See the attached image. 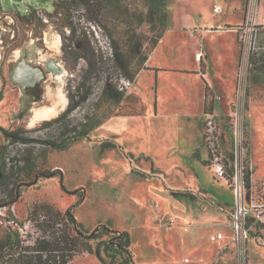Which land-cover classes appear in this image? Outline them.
Returning <instances> with one entry per match:
<instances>
[{
    "label": "rangeland",
    "instance_id": "obj_1",
    "mask_svg": "<svg viewBox=\"0 0 264 264\" xmlns=\"http://www.w3.org/2000/svg\"><path fill=\"white\" fill-rule=\"evenodd\" d=\"M247 1L167 0L166 29L161 41L151 52L148 44H143V50L150 55V66L162 70L159 73L141 70L125 87L122 80L128 78L122 66L117 69L114 65V46L120 53L126 51L131 28L140 34L153 35L148 22L136 25L123 13L125 5L130 11L145 14L143 1L120 0L119 11L113 5L95 11V5L86 7L65 0L67 23L63 42L67 54L65 59L57 57L63 59L71 74L64 82L65 92L69 84L71 91L75 92L78 85L83 89L84 82L90 89L88 98L71 110V118L83 122L81 128L87 136L72 140L65 147L37 141L59 137L58 123L47 126L38 120L48 118L66 104L61 89L63 79H57L59 101L56 84L50 77V86L41 88L31 103L20 102L23 96L8 79L0 82V125L36 139L23 145L6 138L0 130V172L7 170L11 181L18 177V182H22L15 202L0 203V240L10 237L12 244L17 236L25 238L27 232H32L28 210L35 202L50 203L61 211L79 202L73 213L83 227L91 230L105 223L128 231L136 264H264V245L259 243L264 237V227L248 221L244 253L243 244L232 239L234 181L219 178L211 164L203 162L208 161L205 148L197 147L200 157L195 148L199 142L195 127L198 124L202 128L205 113L204 86L198 75L207 80L195 56L199 41L207 45L204 51L208 57L203 61L208 64L205 70L208 67L209 79L214 81L218 95L212 111L222 118L227 151L233 148L228 115L238 104L237 71L242 51L241 45L238 50L234 28L242 23ZM214 5L222 10L214 12ZM259 10L264 17V0H260ZM240 33L239 29L238 38ZM201 34L207 36L200 40ZM255 47L259 54L250 60L248 75L241 82L245 95L239 101L242 143L238 153L244 176H249V183H243L246 200L264 201L261 30ZM90 60L97 62L92 71ZM106 82L116 84L118 90L124 86L123 98L115 102L106 100L103 97ZM252 101L256 109L252 111L250 127L248 107L251 108ZM132 110L140 113L127 114ZM40 113L46 115L37 117ZM26 157L29 162L23 159ZM135 172H143L145 176ZM3 195L0 189V201L6 199ZM256 220L264 225L260 219ZM217 231L224 238L211 240L210 235ZM105 238L106 235L93 239V247ZM100 250L103 254L102 247ZM183 257H188L189 262H184ZM69 264L102 263L97 254L85 252Z\"/></svg>",
    "mask_w": 264,
    "mask_h": 264
},
{
    "label": "trees",
    "instance_id": "obj_2",
    "mask_svg": "<svg viewBox=\"0 0 264 264\" xmlns=\"http://www.w3.org/2000/svg\"><path fill=\"white\" fill-rule=\"evenodd\" d=\"M71 1L79 2L86 7L95 5V11L97 9L99 11L102 6L113 5L116 9H119L121 6L120 0ZM93 1H95V4H89V2L92 3ZM142 1L146 7L145 14L129 10V17L132 18L131 23L135 22L136 25L148 22L153 35L140 34L134 28H131L126 51L120 53L118 48L114 46V65L117 69L122 66L123 73L128 80L134 79L141 70H159L158 68H152L146 65L149 53L143 50V44L146 42L149 46V52H151L162 38L167 22V0ZM96 63L94 60H90L91 71L96 67ZM199 64L201 73L205 74V65L202 57L199 59ZM201 78L205 83L203 112L206 113L212 111L214 95L209 83L205 80L206 78L203 76ZM85 84L84 82L83 85ZM90 93L89 88H84L83 93L77 99L73 100L67 112H71L72 109L83 103ZM123 96V90H118L116 84L111 82L105 83L103 97L106 100L115 102ZM139 113L138 111L132 110L127 114ZM52 123L59 124V137L56 135V140L47 138L37 139V141L52 147H65L69 141L87 136V132L84 129L80 130V127L83 126L82 121H74L71 117H60L53 120ZM2 132L6 138L23 145L36 141L35 138L24 137L19 132L9 131L7 129H2ZM228 152L231 154V151ZM23 159H26V162L30 161L29 157ZM207 164L209 165V162ZM136 173L145 176L143 172ZM226 173L227 178L231 179L233 176V167L227 168ZM10 178V172L4 170L0 178V189L4 191L3 196L6 199L0 201V203L11 202L12 204L18 199V189L22 185V182H18V177L13 181ZM20 181L22 180L20 179ZM246 182L249 183L248 176ZM78 203L71 204L63 211L47 202L38 201L33 203L28 210V220L33 229L32 232H27L25 238L17 236L12 244L10 237H6L4 241L0 240V264H69L74 257L85 252L97 254L102 264H136L130 249V235L128 231L113 228L105 223H99L91 230L83 227L73 213V208ZM250 221H253V218ZM255 224L264 227L263 224ZM104 235L107 238L101 239L93 247L92 240ZM7 245H10V248H7ZM101 247L103 254L100 250Z\"/></svg>",
    "mask_w": 264,
    "mask_h": 264
},
{
    "label": "flooded vegetation",
    "instance_id": "obj_3",
    "mask_svg": "<svg viewBox=\"0 0 264 264\" xmlns=\"http://www.w3.org/2000/svg\"><path fill=\"white\" fill-rule=\"evenodd\" d=\"M66 4L65 0H0V82L8 79L17 87L21 97L23 96L20 102L29 100L31 103L38 97L41 88L50 86V77L56 84L59 101L58 80L63 79L61 89L66 104L55 114L38 120L47 126H53L55 123L52 121L60 117L70 118L71 112H67L68 108L83 93L84 88H88L85 87L86 84L83 89L82 85H78L74 92L69 84L66 92L63 90L65 80L71 75L62 59L67 54L63 42L66 39ZM123 13L129 17V9L125 5ZM51 53L55 55L52 56ZM17 68L26 72L22 82L16 76ZM80 90L82 93L79 94ZM22 107L25 108L23 104ZM25 111H28L27 108ZM2 129L5 128L0 125V130ZM81 129L83 128L80 127Z\"/></svg>",
    "mask_w": 264,
    "mask_h": 264
},
{
    "label": "built area",
    "instance_id": "obj_4",
    "mask_svg": "<svg viewBox=\"0 0 264 264\" xmlns=\"http://www.w3.org/2000/svg\"><path fill=\"white\" fill-rule=\"evenodd\" d=\"M260 0H248L244 6L243 22L240 26L235 27L236 33L240 29L242 33L239 35V42L241 48V64L238 65L237 78V107L235 110L230 111L229 123H230V139L232 149L231 154L226 149L228 143L226 139V130L222 125L221 116L214 111L204 113L203 116V148H205L208 162L213 167L214 172L219 178L227 179V168L233 167V176L231 178L234 181L233 191L236 196V202L231 210V227L233 229L232 239L243 244V252L245 253V241L248 238L247 223L253 218V223H257L256 219H260L264 222V201H259L251 198L246 200L243 192V183L246 182L244 176V168L242 161L239 160V144L242 143V125L240 119V106L239 101L241 97L245 95V90L242 91V80L247 77L249 67H251L250 60L256 57L259 53L257 47H255L257 35L264 32V17L260 14L259 10ZM222 9L219 5L213 6L214 12H220ZM192 31V30H191ZM1 75V72H0ZM129 80H122L123 85L126 87L129 85ZM124 86H120L123 89ZM249 177V176H248ZM222 236L221 233H216L211 236V239H218ZM260 245H264V237L259 239ZM245 264V263H243Z\"/></svg>",
    "mask_w": 264,
    "mask_h": 264
},
{
    "label": "crops",
    "instance_id": "obj_5",
    "mask_svg": "<svg viewBox=\"0 0 264 264\" xmlns=\"http://www.w3.org/2000/svg\"><path fill=\"white\" fill-rule=\"evenodd\" d=\"M243 10H244V6H243ZM244 17V16H243ZM242 22H243V19H242ZM228 27H230V26H228ZM207 29L208 28H204L203 30H205V31H207ZM193 31H196L195 30V28L193 29ZM192 31V32H193ZM192 32H190V33H192ZM201 37H200V40L202 39V38H205L206 36H207V34H201L200 35ZM236 39H237V44H238V50H239V46H240V44H239V40H238V36H237V33H236ZM161 41V39L159 40V42ZM158 42V43H159ZM197 44H199V48L196 50V52H195V56L197 57V58H199L200 59V57H203V59H207V57H208V54L207 53H205V51H204V47L205 46H207V45H203L200 41L197 43ZM149 58H150V55H149ZM149 58H148V60L146 61V65L147 66H150V62H149ZM204 65H205V67L206 66H208V64H207V62H206V60H205V62H204ZM150 67H152V68H158L159 70L156 72V73H159L160 72V70H162V68H159V67H154V66H150ZM205 69V68H204ZM185 71H190V70H184V72ZM141 72V71H140ZM139 72V73H140ZM188 73H190V72H188ZM205 73H206V75H207V82L209 83V86H210V88H211V90H212V93H213V95H214V101H215V98H216V96H218L217 94H216V92H215V90H214V81H211L210 79H209V75H210V73L208 72V67H207V71L205 70ZM196 75H198V74H196ZM199 76V78L202 80V78H201V76L200 75H198ZM203 81V80H202ZM203 86H204V88H205V83L203 82ZM261 93H258L257 95L259 96ZM256 96V95H255ZM203 99H204V96H203ZM253 109H256V106H255V103L252 101V105H251V108L249 109V107H248V117H249V124H250V127L252 126V120H253ZM139 112V111H138ZM203 113V112H202ZM201 119H202V117H201ZM194 124H196L195 122H194ZM196 130L198 131V134L200 135H198V145L195 147L196 149H197V152H198V156H199V151H198V148L197 147H199L200 145L202 146V148H203V142H202V134H203V129L202 128H200L199 126H198V124L196 125ZM192 129H194V127H192ZM252 135V133H251V129H250V135L249 136H251ZM249 144H250V148H251V138H249ZM204 149V148H203ZM194 151V150H193ZM200 157V156H199ZM200 159V158H199ZM201 160V159H200ZM203 162H207V161H203ZM208 163V162H207ZM206 163V164H207ZM250 163H251V166L252 167H254V169L256 170V173H257V168H256V166H255V164L251 161V159H250ZM207 166H208V164H207ZM136 173V172H135ZM137 175H140V174H137ZM141 176V175H140ZM216 233H221L222 234V236L220 237V238H218V239H214L213 241H220V240H222L223 238H224V234L221 232V231H217ZM215 233V234H216ZM212 235H214V234H211L210 235V239H211V236ZM212 240V239H211ZM233 241V240H232ZM160 250H161V248H160ZM160 259L162 258V255L159 257ZM189 259H188V257H183V261L184 262H189L188 261Z\"/></svg>",
    "mask_w": 264,
    "mask_h": 264
},
{
    "label": "bare ground",
    "instance_id": "obj_6",
    "mask_svg": "<svg viewBox=\"0 0 264 264\" xmlns=\"http://www.w3.org/2000/svg\"><path fill=\"white\" fill-rule=\"evenodd\" d=\"M24 69H26V68H24ZM25 75H26V72H24L23 70H22V68H17L16 69V76L18 77V79L22 82V78L23 77H25ZM46 115V113H40V114H38V115H36L37 117H43V116H45Z\"/></svg>",
    "mask_w": 264,
    "mask_h": 264
},
{
    "label": "water",
    "instance_id": "obj_7",
    "mask_svg": "<svg viewBox=\"0 0 264 264\" xmlns=\"http://www.w3.org/2000/svg\"><path fill=\"white\" fill-rule=\"evenodd\" d=\"M1 176H2V174H1V172H0V178H1Z\"/></svg>",
    "mask_w": 264,
    "mask_h": 264
}]
</instances>
